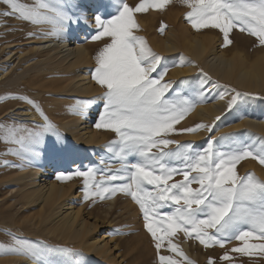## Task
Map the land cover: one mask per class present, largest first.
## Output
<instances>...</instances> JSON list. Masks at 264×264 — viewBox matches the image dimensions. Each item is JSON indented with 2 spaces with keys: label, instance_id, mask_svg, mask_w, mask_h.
<instances>
[{
  "label": "snow or ice",
  "instance_id": "obj_1",
  "mask_svg": "<svg viewBox=\"0 0 264 264\" xmlns=\"http://www.w3.org/2000/svg\"><path fill=\"white\" fill-rule=\"evenodd\" d=\"M0 2L6 5L0 15L34 25L52 24L54 31L50 34L57 36L65 33L72 24L92 23L96 31L91 40L103 42L95 56L97 67L93 79L104 89L99 97L104 101V110L95 127L116 133L118 139L111 141L107 150L118 158L121 167L115 170L106 168L105 171L111 174L101 179H97L94 168L86 171L77 168L71 174L61 173L58 180L82 177L86 200L93 196L107 199L117 193L130 196L142 213L144 228L157 252L158 264H182L171 255L161 254L162 248L175 253L187 264H193L173 242L179 233L205 248L219 246L223 249L232 240L241 241V246L224 252L220 257L223 261L231 262L232 252L252 255L256 250L264 254V180L253 172L241 176L237 171V165L247 159L264 166V148L253 151L244 146L229 152H217L214 138H209L206 148L193 152L190 143L182 145L169 138L174 132H195L202 128L212 132L215 127L204 124L179 130L174 127L193 109L194 102L179 93L176 99L166 97L173 87L172 81H164L167 69L155 77L152 75L164 58L148 46L143 36L136 34L140 26L135 14L161 9L170 0H140L135 6L126 0H116V14L110 19L94 14L90 20L83 12L76 14L74 10L78 5L67 0ZM182 3L190 9L186 19L194 29H218L223 33L225 45H229L232 43L229 33L239 28L264 46V0H182ZM33 35L35 33H28L29 37ZM203 75L210 80L206 73ZM203 89L202 82L201 96ZM231 91L235 95L229 101V109L238 97L246 95L235 89ZM17 98L34 108L43 123L35 124L33 128L0 124L5 143L19 145L15 150L17 155L31 152L38 156L41 153L36 149L45 143L46 137L52 136L55 138L52 151L54 154L60 152L63 139L40 104L28 96ZM91 103L78 101L74 107L82 110ZM230 136L227 134L220 139ZM171 145L176 147L170 148ZM129 156L139 157V160L129 164ZM171 161H177L181 167L172 166ZM176 175H182L183 179L174 181ZM118 180L126 182L113 183ZM192 184L198 187L193 188ZM169 203L174 210L161 214L159 210ZM8 235L12 238L11 243H0V255L26 256L34 264H64L56 259V254L67 249L48 248L42 242L19 239L11 232ZM73 264L84 262L76 260ZM207 264H216L215 259L209 257Z\"/></svg>",
  "mask_w": 264,
  "mask_h": 264
},
{
  "label": "rangeland",
  "instance_id": "obj_2",
  "mask_svg": "<svg viewBox=\"0 0 264 264\" xmlns=\"http://www.w3.org/2000/svg\"><path fill=\"white\" fill-rule=\"evenodd\" d=\"M89 1L90 0H67L68 3L74 2L78 5V9L74 10L76 14L77 11L81 10V5ZM22 2L30 3L33 2V0H22ZM126 2L133 6L136 2L138 4L140 0H126ZM95 6L96 7L92 9L93 15L102 14L105 19H110L116 14V0H98ZM5 9L6 5L0 2V12H3ZM189 10L190 9L182 3V0H170V3L161 9L153 8L144 13H136L140 20H143L142 22L137 21L140 30L136 34L143 36L148 46L155 53H158L164 58L157 72L152 74L153 77L157 76L160 71L167 69V75L164 77V81L173 82V87L166 93V97L168 99H176L179 93L181 96L187 97L194 102L193 109L174 127L179 130L194 127L196 124L215 125L212 132L202 128L195 132H174L170 134L169 138L179 141L182 145L190 143L193 152H199L206 148L209 138H214V147L217 152H229L237 147L244 146L250 147L253 151L264 148V139H261L264 138V133L257 128L241 124L244 122L246 116L251 119L264 120V91H246L231 84L229 81L212 76L202 67V62L194 60L191 54L182 46L170 52H163L156 44L158 37L167 31L169 26H173L179 34H181L183 30L182 27L185 26L190 32L195 30L204 35L208 34L214 36L217 40L218 47L221 51L226 53V55H230L234 51H239L244 53L245 56L251 60L258 55L264 54V46H261L256 38L249 35L247 32H241L239 28H235L229 33V38L232 43L225 45L223 33L218 29L211 27L200 30L194 29L192 24L186 19V13ZM150 11L154 13H150ZM151 14H154L155 19L154 17L152 20L150 19ZM146 21L147 24L145 25ZM42 25L44 24H39L36 27L34 24L15 17L0 15V97H7V99H0V124H4L5 126L15 124L17 126L22 125L33 128L35 124L43 123L42 117L30 105L29 106L39 116V121L29 120L28 116H25L24 112L22 113V111H24L23 108H25L24 106L28 104L17 97L28 96L30 99L40 104L42 110L50 118L51 122L57 126L63 139L62 150L58 153L54 154L52 151L51 144L55 140L52 136L46 137L45 143L36 149V151L41 153L38 156L40 162L43 164L47 163L46 157L52 158L48 162V166L52 168L53 171V177L50 178V180L52 181L61 173L71 174L75 172L77 168L81 171L94 168L97 170V179H101L102 176L111 174L105 171L106 168L115 170L121 167L118 158L107 150V145L111 141L117 140L118 137L116 133L110 130L97 129L95 127V124L98 122L104 110V101L99 98L97 101L96 113L88 124L90 129L94 128L99 136V139H97L98 141L90 144H83L82 141L77 138L82 136L85 130L77 131L74 129L76 133H74L75 135L73 138L62 129L61 125L63 123L70 122L73 119L78 122L80 118H84V110H76L74 106L78 101H91L92 98L78 97L74 94L64 93L59 90V86H63V84L66 83V81L63 82V79H61L60 75L55 71L56 68L60 67V65L57 67L55 65L61 64V62L57 60V57L60 59L59 56L56 55V57H54V54L51 52L49 55L47 54V61L45 60L46 55L39 58L40 55L37 54L38 52L31 50L33 47L32 45H34L32 43V45L30 43L29 45H25L26 47L23 45L22 47L25 48L23 52L20 51L21 47L19 48L18 45L21 41H28L29 39V41L33 42L46 34L45 29L48 31L49 28L44 26V29ZM87 28L89 30L86 31V35L89 39L82 40L81 43H94L95 48L99 45L102 46V41L91 40V36L96 31L95 26L91 23ZM22 30L25 31L23 32ZM29 32L35 33V35L29 37ZM52 38L54 41L58 39L57 36H52ZM29 48L30 51H28ZM99 48H97V50ZM20 52L22 53L21 55H19ZM96 53L97 51L93 53L94 59ZM9 56L12 57L9 58ZM181 58H183V60ZM51 59L53 61H51ZM55 60L58 63L55 62ZM52 62L56 64L54 65ZM191 64H193V66L189 69L188 67H190L189 65ZM50 65L53 66L51 67ZM50 67L54 68L51 69ZM204 73L207 74L210 80L206 79L203 75ZM202 82L204 83V94L201 96ZM212 82H215V84ZM232 89L246 95L238 97L232 108L229 109V101L235 95V92L231 91ZM103 91L104 89L100 92L99 97ZM219 100L224 101L226 109L215 118L204 122L194 117L193 111L198 105H207ZM72 111H75V114ZM63 114H68L69 116H62ZM217 117H220V119L217 120ZM227 134H231V136L226 139H220V137L226 136ZM46 146H48V149ZM19 147L20 146L16 144L5 143L2 134H0V150L5 148L14 150L9 152L6 157L10 160V156H13V160L11 159L8 163L4 162L2 166L0 165V172H2V168L5 170L6 167L10 168L16 165L18 167L21 165V162L25 161L24 158H21L22 156L20 154H15V150L19 149ZM169 147L175 148L176 145H171ZM153 151H155V149ZM16 159H18V161ZM138 160L139 157L129 156L128 163H135ZM11 162H14L15 165ZM28 163L29 168L33 166V159L27 160V164ZM170 163L172 166L181 167L177 161H171ZM237 171L241 176L248 172H253L261 180H264V166L260 165L255 160L247 159L241 161L237 165ZM28 172H30V170L26 168L27 176L30 175ZM121 175H124V173H121ZM193 175H195V173H193ZM28 179L29 178L26 180ZM182 179V175H176L173 178L174 181H180ZM58 182H64L71 187L69 200L71 204L75 206V209H80L78 219L83 217L89 223H95V228L97 224V228L94 229L95 231L92 233L98 237H103V235H105L111 239L109 245L111 247L112 256L116 257H114V261L109 262L110 260L108 258L104 257V260L100 256L86 252L81 246H70L65 244L59 239L54 238V236L40 230V228L37 229V227L33 225L36 219H30V217H28L29 215L32 217L31 214H34V209L30 208L26 209L25 212L22 211L23 208L18 201L19 194L14 193L19 188V183L17 182L7 184L6 186L9 185V189L5 187L2 189L4 193H0V224L5 226V228L0 227V243H11L12 238L8 235V232H11L19 239L30 240L34 243L42 242L43 246L48 248L67 249L68 251L66 252H58L56 254V259L64 262V264H73L76 260H82L84 264H158L157 252L150 234L144 228L142 213L139 206L130 196L124 193H117L115 196L107 199H100L99 196H93L86 200L84 198V179L82 177L72 176L71 179L58 180ZM123 182L126 181L118 180L113 183L118 185ZM191 186L193 188L198 187L197 184H192ZM173 210L174 206H171L169 203V205H166L159 211L163 214ZM12 217H14V219ZM12 220L13 222L15 221V224H9ZM4 221L6 224L3 223ZM18 222L20 223L18 224ZM15 225H19V227L16 226L15 228ZM7 228H9L8 231ZM173 242L184 251L193 264H207L209 257L214 258L216 264H264V254H259L256 250L253 251L252 255L232 252L230 253L232 257L231 262L220 259L225 251L233 247L241 246V241L232 240L227 243L223 249L219 246L205 248L198 241L187 239L183 233H179L173 238ZM249 242L259 243V241ZM161 254L171 255L173 258L181 260L182 264H187L181 257L177 256L175 253L169 252L166 248L161 249ZM18 259H20V255H0V264H25L23 260Z\"/></svg>",
  "mask_w": 264,
  "mask_h": 264
},
{
  "label": "bare ground",
  "instance_id": "obj_3",
  "mask_svg": "<svg viewBox=\"0 0 264 264\" xmlns=\"http://www.w3.org/2000/svg\"><path fill=\"white\" fill-rule=\"evenodd\" d=\"M97 1L98 0H90L88 3L84 2L81 5V8L79 7L81 10L77 11V14L79 12H83L88 16L90 20V18L93 16L92 9L96 7L95 5ZM136 4L137 2L134 3L133 6H135ZM153 11H150V13H154ZM135 16L136 19H138L137 21H143L140 20L137 14H135ZM153 17L154 14H151L150 19L152 20ZM147 21L145 25L147 24ZM90 24L91 23H85L83 21L79 24H72L68 27L69 30L66 33L57 36L50 34L54 31V26L52 24L44 23V25H42L43 28L45 29V27H47L49 28V30L47 31L45 29L46 34L43 37H40L33 42L29 41V39L28 41H21L18 45L19 48L21 47L20 51L23 52L24 48L26 47L25 45H29V43L34 44H31L33 46L32 48L30 47L31 50L38 52L37 54L40 55L39 58H42V56L46 55V61L47 54L49 55L51 52L54 54V57H56V55L59 56L60 59L57 57V60L61 62V64L55 65L56 63L52 62V64H54L56 67L60 65V67L54 70L60 75V78L63 79V82L66 81L63 86L58 85L60 88L59 90L64 93L67 92L70 94H74L78 97L92 98V103L83 109L84 118H80L78 122L74 121L73 119L70 122H66L63 124L61 123L62 129L73 138L75 135L74 133H76L74 132V129H76L77 131L85 130L82 136L77 138L78 140L82 141L83 144H90L98 141L97 139H99V136L97 135L94 128L90 129L88 124L96 113L97 101L99 98V94L102 91V88L93 79V74L97 67L96 59L93 58V53L98 51L97 48L102 46L99 45L97 48H95L94 43H81L82 40L84 41L89 39V37L86 35V31L89 30L87 27ZM182 29L183 30L181 34H179V32H176L173 26H169L167 31H165L161 36L158 37V41L156 44L157 47L163 52H170L182 46L191 54L194 60L202 62V67L212 76L225 81H229L231 84H234L238 88L244 89L246 91H264V54L258 55L251 60L248 59L244 53L239 51H234L232 54L226 55V53L221 51V49L218 47L217 40L214 36L201 34L194 29L193 32H190L189 30H187V28H185V26H183ZM52 36H57L58 39L54 41ZM23 45L25 47H22ZM30 48L28 49V51H30ZM21 52L19 55L22 54ZM11 57L9 56V58ZM51 61L53 60L51 59ZM55 62L57 61L55 60ZM189 66L190 67L188 68L190 69L192 68L193 64ZM24 107L25 108H23L24 111H22V113L24 112L25 116H28L29 120L36 121L39 119L37 113L29 105H26ZM225 109L226 106L224 101L219 100L216 102H211L207 105H198L194 109L193 115L199 121L205 122L207 120L215 118ZM72 112L74 113L75 111ZM67 115L68 114H63L62 116ZM241 124H246L251 127L257 128L259 131H262L264 133V120L251 119L246 116L244 122H242ZM46 147L48 149V146ZM9 149L11 148L0 150L1 166L4 165L3 163L5 161H7L8 163V161L14 158L13 156H10V160L9 158H6L8 156V153L11 152L9 151ZM20 155L22 156H20L21 158L25 159L24 162L20 163L21 165H19L18 167L17 165L10 168L6 167L5 170H3L4 168H2V172H0V193H4L2 192V189H4L5 187L9 189V185L6 186L7 184L11 182L19 183V188L14 193L19 194L18 201L23 208L22 211L25 212L26 209L30 208L34 209V214H31L32 217L30 215L28 217H30V219H36L34 220L33 225H35L37 229L40 228V230L45 231L51 236H54V238L59 239L65 244H68L70 246H81L84 251L90 252L96 256H100L103 259L104 257L108 258L110 261L106 259L107 261L113 262L115 256L113 257L111 254V247L109 245L111 239H109L105 235H103V237H98L97 235H94L92 233L93 231H95L94 229L97 228V224L95 228V223H89L83 217L78 219V215H80V209H75V206H73L69 200V195H71V187L69 186V184H66L64 182L59 183L57 177H55L52 181L50 180V178L53 177V171L52 168L48 166V162L52 158L46 157L47 163L43 164L42 162H40L39 156H33L31 152H22ZM31 158L33 159V166H31L30 169L28 167L29 163L27 164V160ZM18 159L16 160L18 161ZM26 168L30 170V172H28L30 175L28 176L26 175ZM27 178L29 179L26 180ZM12 218L14 219V217ZM14 222L12 220L9 224H12ZM3 223H5V221ZM19 223L20 222H18V224ZM16 226L19 227V225H15V228ZM0 227L5 228V226L2 225ZM8 229L9 228H7V231ZM18 260H23L25 264H34V261L24 256H20V259Z\"/></svg>",
  "mask_w": 264,
  "mask_h": 264
}]
</instances>
